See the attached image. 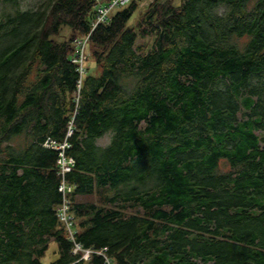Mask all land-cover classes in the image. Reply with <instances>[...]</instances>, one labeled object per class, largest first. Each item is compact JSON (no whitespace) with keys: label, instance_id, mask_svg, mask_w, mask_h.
<instances>
[{"label":"trees","instance_id":"obj_1","mask_svg":"<svg viewBox=\"0 0 264 264\" xmlns=\"http://www.w3.org/2000/svg\"><path fill=\"white\" fill-rule=\"evenodd\" d=\"M0 0V264L77 260L56 215L57 150L76 238L114 264H264V0L113 10L70 60L95 0ZM62 26L67 39L57 40ZM110 134L107 143H99ZM20 138V141H16Z\"/></svg>","mask_w":264,"mask_h":264},{"label":"built area","instance_id":"obj_2","mask_svg":"<svg viewBox=\"0 0 264 264\" xmlns=\"http://www.w3.org/2000/svg\"><path fill=\"white\" fill-rule=\"evenodd\" d=\"M130 0H95L93 5L94 20L91 22V29L87 34L75 38L73 41V53L70 58L71 62L75 64L78 78L76 81V97L78 99L79 90L82 85L84 76L86 75L87 67V47L89 43V37L94 28L101 23H107L111 12L115 9L121 8L128 4ZM72 121L69 122L67 127V133L62 142H55L53 140H46L44 145L57 150L56 167L57 173L60 176V183L58 185V191L61 194V201L56 207V215L62 224L66 233V238L71 243V253L77 256V260L87 261L91 254H100L103 257L104 264H114L112 260L103 253V250H94L89 247H84L80 241L76 238V225L75 217L71 208V194L74 191L75 186L67 181L66 175L71 172L74 165V158L67 153L70 143L67 138L72 133L71 128Z\"/></svg>","mask_w":264,"mask_h":264},{"label":"rangeland","instance_id":"obj_3","mask_svg":"<svg viewBox=\"0 0 264 264\" xmlns=\"http://www.w3.org/2000/svg\"><path fill=\"white\" fill-rule=\"evenodd\" d=\"M40 1L41 0H23L20 3V8L24 9V8L35 7ZM135 1L138 2V9L133 14L132 18L129 21V24L130 23L134 24L138 20L140 14L145 10L146 6L148 5V3L151 0H135ZM69 33H70V28L68 26H62L61 32H60L59 36L56 37V39L59 41H61L63 39H67ZM86 67H87L86 75H98L101 72V68L96 65V63L94 62L90 53L87 55ZM101 140L106 141V143L109 142L110 134H106L105 136H103V138ZM16 141H20V138H17ZM54 251H55V244H54V242H51L49 244V248H48L47 252L45 253V256L42 258L43 264H47L49 262V260L54 257V255H53Z\"/></svg>","mask_w":264,"mask_h":264},{"label":"crops","instance_id":"obj_4","mask_svg":"<svg viewBox=\"0 0 264 264\" xmlns=\"http://www.w3.org/2000/svg\"><path fill=\"white\" fill-rule=\"evenodd\" d=\"M101 139H102V138H101ZM101 139H100L99 143H101V144L106 143V141H102Z\"/></svg>","mask_w":264,"mask_h":264},{"label":"bare ground","instance_id":"obj_5","mask_svg":"<svg viewBox=\"0 0 264 264\" xmlns=\"http://www.w3.org/2000/svg\"><path fill=\"white\" fill-rule=\"evenodd\" d=\"M76 222V221H75Z\"/></svg>","mask_w":264,"mask_h":264}]
</instances>
